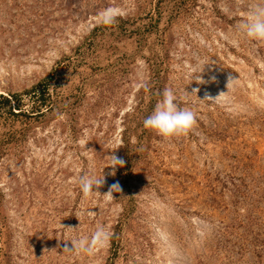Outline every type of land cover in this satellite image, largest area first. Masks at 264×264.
I'll list each match as a JSON object with an SVG mask.
<instances>
[{"label": "rangeland", "instance_id": "rangeland-1", "mask_svg": "<svg viewBox=\"0 0 264 264\" xmlns=\"http://www.w3.org/2000/svg\"><path fill=\"white\" fill-rule=\"evenodd\" d=\"M260 3L0 0V264H264ZM169 88L196 123L164 138Z\"/></svg>", "mask_w": 264, "mask_h": 264}, {"label": "clouds", "instance_id": "clouds-1", "mask_svg": "<svg viewBox=\"0 0 264 264\" xmlns=\"http://www.w3.org/2000/svg\"><path fill=\"white\" fill-rule=\"evenodd\" d=\"M113 19L112 17H108L106 18V22L111 23ZM238 31L250 40L264 39V3L254 5L250 9L247 18L239 25ZM195 79L197 83L205 82L198 75ZM230 81H235V79H230ZM197 91L198 89H194L192 93H196ZM195 123V113L190 109L180 108L176 103L174 91L169 88L163 91L162 99L157 103L151 115L144 119L143 126L164 138H170L187 133L193 128ZM110 159L111 164L109 167L113 169L111 174L115 175V169L123 167L125 162L115 155H111ZM78 183L83 194L87 196L95 191H99V188L102 187L104 183V175L97 178L94 175L86 174L79 178ZM113 190H118L120 192V185L118 183L113 184L106 195H111ZM100 234L99 232L97 233L98 236Z\"/></svg>", "mask_w": 264, "mask_h": 264}, {"label": "trees", "instance_id": "trees-1", "mask_svg": "<svg viewBox=\"0 0 264 264\" xmlns=\"http://www.w3.org/2000/svg\"><path fill=\"white\" fill-rule=\"evenodd\" d=\"M45 81V80H44ZM44 81H41V83L39 84V103L40 105H37L35 107H32V109H35V111L38 113V114H43V112H41V106H43L44 104L47 103V100H48V93L46 94L47 92V80L44 82ZM44 82V83H43ZM35 92V91H34ZM17 99V98H16ZM0 100H2L3 102V105H6V104H10V99L6 96H2L0 95ZM42 104V105H41ZM17 107H19V104L16 105ZM11 107V106H10ZM19 112L18 113H21L23 112L21 108H18ZM126 162H127V159H126V155H125V165H126Z\"/></svg>", "mask_w": 264, "mask_h": 264}]
</instances>
